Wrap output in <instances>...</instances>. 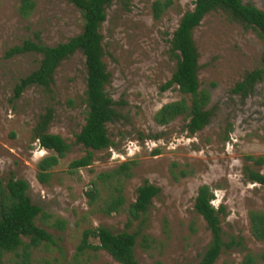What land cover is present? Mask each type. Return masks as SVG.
Returning a JSON list of instances; mask_svg holds the SVG:
<instances>
[{"label":"rangeland","instance_id":"obj_1","mask_svg":"<svg viewBox=\"0 0 264 264\" xmlns=\"http://www.w3.org/2000/svg\"><path fill=\"white\" fill-rule=\"evenodd\" d=\"M34 1L35 11L26 20L18 14L19 0H0V179L6 182L12 175L28 183L31 203L51 215L38 218L36 225L52 242L31 250L26 262L11 255L5 264H118L103 251H89L76 262L72 259L84 229L125 230L127 207L145 181L160 192L141 228L155 244L146 252L137 240L138 264H198L210 240L205 222L193 210L202 185L213 191V206L222 207L224 241L240 243L224 251L215 264H242L247 255L256 264H264V241L251 236L248 220L250 210L264 212V186L249 183L242 174L244 156L264 160V78L246 99L232 93L247 72L264 66V44L257 34L221 11L206 15L193 31L199 55L197 76L201 88L210 93L207 109L211 118L206 127L190 136L183 130L182 118L158 126L153 117L163 105L181 98L176 86L164 92L160 87L176 65L168 52L169 40L183 14L192 10L193 0H172L157 21L151 12L155 0H129L127 7L113 2L100 33L103 62L110 75L106 92L119 114L118 120L106 126L114 146L95 152L91 166L70 173L69 163L85 153L81 145L74 144L86 113L83 55L76 52L59 64L50 93L32 86L15 99V86L38 68L41 57L29 53L5 58V53L35 34L46 46L64 43L81 32L82 19L64 0ZM242 1L264 12V0ZM47 108L54 111L48 131L72 147L52 170L50 183L41 185L36 180V166L50 152L32 143L31 131ZM149 134L159 138H139ZM125 162L133 163L132 176L124 182L125 208L110 216L90 208L85 197L90 183ZM253 170L264 174V164ZM57 220L65 222L62 230L55 225ZM138 229L137 221L128 231Z\"/></svg>","mask_w":264,"mask_h":264},{"label":"trees","instance_id":"obj_2","mask_svg":"<svg viewBox=\"0 0 264 264\" xmlns=\"http://www.w3.org/2000/svg\"><path fill=\"white\" fill-rule=\"evenodd\" d=\"M64 1L80 12L82 29L79 34L55 46H46L41 42L39 35L35 34L33 39L11 47L5 53V58L29 53L41 57L38 68L15 86L14 98L17 99L26 88L32 86L50 93L53 74L59 64L76 52L83 55L85 67L83 103L86 113L84 125L75 136L74 144L81 145L85 153L69 163L68 171L75 173L91 166L95 152H102L114 146L106 126L118 120L119 114L114 108L116 103L106 92L110 75L103 62L104 47L100 29L106 20L109 6L118 1L127 7L129 0ZM171 5L172 0H155L151 5L153 19L159 20ZM35 7L34 0H19L18 14L27 20L35 11ZM217 11L228 15L244 28L253 30L264 44V12L254 5L243 3L242 0H193L192 10L183 14L169 40L168 52L176 59V65L170 79L160 87L161 92H164L176 86L181 98L163 105L154 114L153 120L156 125L167 126L175 119L182 118L184 132L192 136L209 124L211 112L207 107L210 93L201 88L198 80L199 55L193 41V31L200 26L206 15ZM262 62L264 65V56ZM263 78L264 66L247 72L241 81L234 85L232 93L246 99ZM53 116V109L47 108L39 116L31 131L32 143L36 142L40 148L50 152V155L40 159L36 166V180L41 185L50 183L52 170L72 147L61 136L48 131ZM139 138L156 140L159 135H140ZM244 160L242 169L244 179L251 184L264 186V174L253 170L254 166L264 164L263 158L246 155ZM132 164L125 162L111 171L100 173L85 192L88 206L96 207L98 212L105 216L121 212L126 205L124 182L132 176ZM28 190L29 185L26 181L15 179L12 175L6 182L0 179V264H5L6 257L11 255L26 262L31 250L42 243L52 242L51 236L36 225L38 218L49 219L51 215L44 214L40 207L31 203ZM159 192L158 187L147 181L136 189L135 200L127 207L128 220L123 231L113 232L104 226L84 229L73 262L78 261L89 251H103L118 264H138L134 253L137 240L140 239L139 245L146 252L155 244L154 239L141 233V228L145 224V215L152 205V200ZM213 200V191L208 185H202L197 189L193 210L205 222L210 234L209 243L198 264H215L224 251L240 245L236 241H224L220 221L222 207L215 208ZM248 220L251 236L257 241H264V212L250 210ZM137 221L140 229L130 233L128 229ZM55 225L62 230L65 222L57 220ZM166 225L165 221V231ZM93 241L97 244H92ZM242 264L256 263L251 255H247Z\"/></svg>","mask_w":264,"mask_h":264}]
</instances>
